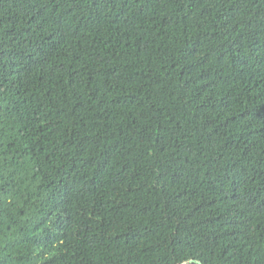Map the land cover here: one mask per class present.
Instances as JSON below:
<instances>
[{
    "label": "trees",
    "instance_id": "16d2710c",
    "mask_svg": "<svg viewBox=\"0 0 264 264\" xmlns=\"http://www.w3.org/2000/svg\"><path fill=\"white\" fill-rule=\"evenodd\" d=\"M0 264H264V0H0Z\"/></svg>",
    "mask_w": 264,
    "mask_h": 264
}]
</instances>
